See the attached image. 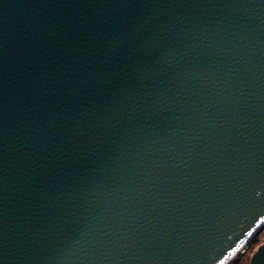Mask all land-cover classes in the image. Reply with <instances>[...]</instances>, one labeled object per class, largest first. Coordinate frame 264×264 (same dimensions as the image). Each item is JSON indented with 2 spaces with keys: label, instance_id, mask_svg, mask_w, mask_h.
<instances>
[{
  "label": "water",
  "instance_id": "water-1",
  "mask_svg": "<svg viewBox=\"0 0 264 264\" xmlns=\"http://www.w3.org/2000/svg\"><path fill=\"white\" fill-rule=\"evenodd\" d=\"M263 223L264 0H0V264H224Z\"/></svg>",
  "mask_w": 264,
  "mask_h": 264
},
{
  "label": "trees",
  "instance_id": "trees-1",
  "mask_svg": "<svg viewBox=\"0 0 264 264\" xmlns=\"http://www.w3.org/2000/svg\"><path fill=\"white\" fill-rule=\"evenodd\" d=\"M263 234L262 231L259 230L256 235L253 237V239L250 241V243L248 244L247 250L248 249H257V247H259L260 245H262L264 243L263 241ZM244 255L238 257L232 264H244L243 258Z\"/></svg>",
  "mask_w": 264,
  "mask_h": 264
},
{
  "label": "rangeland",
  "instance_id": "rangeland-1",
  "mask_svg": "<svg viewBox=\"0 0 264 264\" xmlns=\"http://www.w3.org/2000/svg\"><path fill=\"white\" fill-rule=\"evenodd\" d=\"M248 247V246H247ZM247 247L235 258L233 259L229 264H232L238 257H240L241 255L243 256L244 255V264H247L249 259H250V256L252 255V253L255 251V249H248L247 250Z\"/></svg>",
  "mask_w": 264,
  "mask_h": 264
},
{
  "label": "bare ground",
  "instance_id": "bare-ground-1",
  "mask_svg": "<svg viewBox=\"0 0 264 264\" xmlns=\"http://www.w3.org/2000/svg\"><path fill=\"white\" fill-rule=\"evenodd\" d=\"M245 247L241 248L240 250H238L227 262H225L224 264H229L233 259H235L243 250Z\"/></svg>",
  "mask_w": 264,
  "mask_h": 264
},
{
  "label": "built area",
  "instance_id": "built-area-1",
  "mask_svg": "<svg viewBox=\"0 0 264 264\" xmlns=\"http://www.w3.org/2000/svg\"><path fill=\"white\" fill-rule=\"evenodd\" d=\"M261 231H262V234H263V237H264V223L262 224V226H261V229H260ZM263 241H264V238H263Z\"/></svg>",
  "mask_w": 264,
  "mask_h": 264
}]
</instances>
